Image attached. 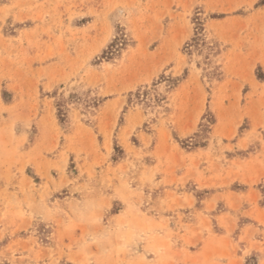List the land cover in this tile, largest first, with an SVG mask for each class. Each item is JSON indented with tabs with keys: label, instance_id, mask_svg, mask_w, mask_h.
Returning a JSON list of instances; mask_svg holds the SVG:
<instances>
[{
	"label": "rangeland",
	"instance_id": "rangeland-1",
	"mask_svg": "<svg viewBox=\"0 0 264 264\" xmlns=\"http://www.w3.org/2000/svg\"><path fill=\"white\" fill-rule=\"evenodd\" d=\"M197 9L227 46L222 81L183 51ZM118 29L132 42L102 58ZM261 59L264 0H0V264H211L199 251L225 233L223 215L242 264H264V181L257 201L228 199L264 164V85L244 84ZM186 68L172 91L152 89L166 103L124 111L129 92ZM87 90L106 100L92 115L71 104L61 123L53 92ZM178 149L198 152L211 186L174 182ZM183 193L193 206L174 205Z\"/></svg>",
	"mask_w": 264,
	"mask_h": 264
},
{
	"label": "trees",
	"instance_id": "trees-1",
	"mask_svg": "<svg viewBox=\"0 0 264 264\" xmlns=\"http://www.w3.org/2000/svg\"><path fill=\"white\" fill-rule=\"evenodd\" d=\"M225 16V14L213 13L209 17L213 19H219L224 18ZM206 21L207 16L204 15V12L197 9L192 17V22L194 24V34L190 40L185 43L183 51L188 56L189 64L194 62L193 56L195 54L201 56V59L197 61L195 60V62L196 66L203 70V78H207L210 82L222 81L225 77V73L222 64L218 63L217 59L226 51L227 46L223 45L217 36L210 35L211 30L208 29ZM131 42L132 41L128 37V34L123 29H118L113 40L108 44L107 48L103 50L101 57L107 60L114 59ZM188 74L189 69L186 68L182 77L162 75L158 81L155 80L152 82L151 88H149V85H146L144 87H139L136 91L129 92L127 105L125 106L124 111H126L128 106L133 103L142 104L146 108L166 103L168 99L167 94L160 92L155 93L152 92V89L156 90V87L163 83L167 92L172 91V89H175L181 80L186 78ZM256 77L260 81L264 80V73L262 71L261 65H258L256 68ZM58 93V91H55L53 92L52 96L56 99L57 116L61 123H66L69 121L71 104L76 106H80L81 104V108L84 113L87 115H92L95 113L96 109H98L106 100L105 97H101L91 90H87L82 93H70L69 96H65L63 94L58 95ZM122 120L123 119L121 117L120 123H122ZM209 121L214 124L215 117L211 115ZM192 147L193 146L191 145L189 148ZM186 148L188 149V147ZM114 149L115 153L113 155V159L116 160V154L118 151L122 150L116 140Z\"/></svg>",
	"mask_w": 264,
	"mask_h": 264
},
{
	"label": "crops",
	"instance_id": "crops-1",
	"mask_svg": "<svg viewBox=\"0 0 264 264\" xmlns=\"http://www.w3.org/2000/svg\"><path fill=\"white\" fill-rule=\"evenodd\" d=\"M258 65L262 66L263 72H264V63L263 59L257 61L255 68H257ZM255 71V70H254ZM255 82L260 83L261 85H264V80L260 81L257 79V77L254 78V81H245L244 84H246L249 88L255 89ZM227 137H229L227 135ZM244 139L243 136H239L237 140V145L242 148L244 146ZM181 152V153H180ZM178 156V163L177 168H181L180 172H177L174 177V182L179 185H185L189 181L194 180V182L197 183L198 188L203 187H209L211 186L208 180H210V176L208 177L207 173L203 172V170L200 169L198 166V152H183L181 149L177 150ZM181 154L185 157V160L182 161V158L180 157ZM191 160V161H190ZM198 166V167H197ZM169 171L172 169H168ZM172 173V172H171ZM204 173V175H203ZM205 178V179H204ZM264 181V164L259 167L258 176L254 180H245L244 182L248 185V188L244 191L235 192L232 193L230 196H228L229 206L232 208H238L242 204V201L248 200V201H257L261 195L257 188L254 187L255 183ZM174 205L177 207H191L195 203V197L192 193H183L181 195L172 194ZM219 198L218 195H214L210 203L205 205L207 210H212L214 208L212 204V199ZM255 215L257 216V219L260 220L261 223H264V208H255L254 210ZM225 222L224 228L225 233L221 234L220 236L213 235L210 231L207 234V237L204 239V244H202V248L199 251V254H207L208 256L212 257L213 262L211 264H242V260L240 259V256L237 255V247L236 245L231 241L230 239V233L234 229V221L231 216L229 215H223ZM252 231L248 229L246 231V234L244 238L246 240L251 239ZM217 242V243H215ZM215 243V244H212ZM263 242H253L251 243L252 248H262ZM218 257L222 258V260H219ZM223 258H227V260H223Z\"/></svg>",
	"mask_w": 264,
	"mask_h": 264
},
{
	"label": "bare ground",
	"instance_id": "bare-ground-1",
	"mask_svg": "<svg viewBox=\"0 0 264 264\" xmlns=\"http://www.w3.org/2000/svg\"><path fill=\"white\" fill-rule=\"evenodd\" d=\"M116 106V105H115ZM114 108V107H113Z\"/></svg>",
	"mask_w": 264,
	"mask_h": 264
}]
</instances>
